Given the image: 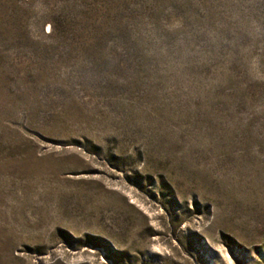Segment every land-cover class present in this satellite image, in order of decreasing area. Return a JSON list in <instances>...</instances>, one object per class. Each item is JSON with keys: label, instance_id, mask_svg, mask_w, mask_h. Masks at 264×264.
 Listing matches in <instances>:
<instances>
[{"label": "rangeland", "instance_id": "rangeland-1", "mask_svg": "<svg viewBox=\"0 0 264 264\" xmlns=\"http://www.w3.org/2000/svg\"><path fill=\"white\" fill-rule=\"evenodd\" d=\"M0 264H264V0H0Z\"/></svg>", "mask_w": 264, "mask_h": 264}]
</instances>
